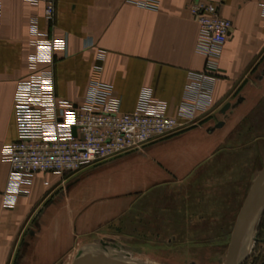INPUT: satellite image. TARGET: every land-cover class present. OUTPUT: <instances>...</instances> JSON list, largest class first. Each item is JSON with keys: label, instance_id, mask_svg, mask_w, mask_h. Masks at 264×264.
I'll use <instances>...</instances> for the list:
<instances>
[{"label": "crops", "instance_id": "0c3cea01", "mask_svg": "<svg viewBox=\"0 0 264 264\" xmlns=\"http://www.w3.org/2000/svg\"><path fill=\"white\" fill-rule=\"evenodd\" d=\"M194 1L161 0L156 10L133 0H57L50 26L42 5L0 0V264H58L87 241L118 235L122 225L130 230L126 237L133 238L136 220L148 215L140 208L144 199L158 189L199 184L203 174L209 182L222 177L213 186L228 204V194L245 187L234 211L230 213L228 205L222 215L230 220L232 235L264 166V134L253 129L264 113V15L258 0H201L216 4L234 24L219 58L220 77L208 111L181 119L175 133L142 149L74 173H37L14 206L4 202L10 164L3 160L2 148L18 138L14 97L18 82L30 72L31 18L37 16L41 29L68 41L53 64L59 97L83 101L98 52L104 50L102 78L112 86L121 111L133 112L142 89L150 88L174 115L190 73L205 66L197 50L199 27L190 11ZM227 103L230 107L222 112ZM221 121L223 126L217 127ZM252 157L258 158V165L247 185ZM254 204L252 214L261 206L260 221L264 191Z\"/></svg>", "mask_w": 264, "mask_h": 264}, {"label": "built area", "instance_id": "2783aa9c", "mask_svg": "<svg viewBox=\"0 0 264 264\" xmlns=\"http://www.w3.org/2000/svg\"><path fill=\"white\" fill-rule=\"evenodd\" d=\"M42 5L44 18L53 26L57 0H26ZM148 9H159L161 0H133ZM263 7L264 0H258ZM190 11L198 24L197 50L205 57L202 71L190 73V82L174 115L150 88H143L133 112H123L112 86L103 81L102 62L106 52H98L82 102L57 95L53 64L58 51H66V38L41 29L39 19L30 20L34 52L29 57V74L17 84L14 107L18 138L2 148V158L10 164L5 205L14 206L28 193L37 173L64 175L122 153L142 149L147 144L175 133L181 119H194L212 105L213 89L219 75V58L232 35L234 24L219 13L216 4L195 0ZM2 6L0 4V16Z\"/></svg>", "mask_w": 264, "mask_h": 264}, {"label": "rangeland", "instance_id": "374dc122", "mask_svg": "<svg viewBox=\"0 0 264 264\" xmlns=\"http://www.w3.org/2000/svg\"><path fill=\"white\" fill-rule=\"evenodd\" d=\"M260 115L262 119L253 129L264 134V113ZM257 165L258 158L248 160L247 185ZM206 175L198 178L199 184L189 182L152 192L140 204L148 215L142 214V218L136 220L133 238L126 237L125 233L130 230L122 225L118 235L87 241L58 264H73L81 250L99 252L124 264H223L231 241L232 224L222 215L227 213L228 205L230 213L234 211L236 201L244 196L245 187L241 185L236 189L239 194H228L227 199L232 201L228 204L219 199L222 196L216 194L218 190L213 186L222 177L214 176L209 182ZM242 255L239 251L236 261ZM241 261L242 264L264 262V218L257 225L248 255Z\"/></svg>", "mask_w": 264, "mask_h": 264}, {"label": "water", "instance_id": "95a60500", "mask_svg": "<svg viewBox=\"0 0 264 264\" xmlns=\"http://www.w3.org/2000/svg\"><path fill=\"white\" fill-rule=\"evenodd\" d=\"M230 107V103H227L222 112H225ZM224 122H219L217 127L223 126ZM264 191V166L260 170L259 174L255 178L253 185L245 199V202L237 216L233 232L231 235V241L228 248V253L223 264H242V261L237 262V254L240 248L242 236L245 226L248 222L251 209L261 192ZM73 264H123L113 257L106 256L98 252H85L79 251L76 255ZM264 264V263H263Z\"/></svg>", "mask_w": 264, "mask_h": 264}, {"label": "bare ground", "instance_id": "6f19581e", "mask_svg": "<svg viewBox=\"0 0 264 264\" xmlns=\"http://www.w3.org/2000/svg\"><path fill=\"white\" fill-rule=\"evenodd\" d=\"M258 199H260V197ZM259 207H261V206L257 205L258 210L254 214H252V209H251L250 216H249L248 222L245 226L244 233L242 236L240 248L238 250V252L242 251L243 255L237 260V262H240L241 260H243L248 255V253L250 251V248L252 246L254 233H255V229H256L255 227H256V224H258V222H259V218H258ZM87 252H94V251H87Z\"/></svg>", "mask_w": 264, "mask_h": 264}]
</instances>
